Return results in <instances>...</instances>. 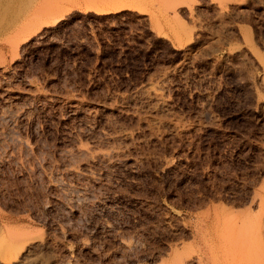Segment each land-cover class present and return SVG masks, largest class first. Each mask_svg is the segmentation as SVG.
Segmentation results:
<instances>
[{
  "label": "rangeland",
  "instance_id": "1",
  "mask_svg": "<svg viewBox=\"0 0 264 264\" xmlns=\"http://www.w3.org/2000/svg\"><path fill=\"white\" fill-rule=\"evenodd\" d=\"M216 1L0 0V264L264 247L257 222L235 242L264 221V95L231 57L264 43V0Z\"/></svg>",
  "mask_w": 264,
  "mask_h": 264
},
{
  "label": "bare ground",
  "instance_id": "2",
  "mask_svg": "<svg viewBox=\"0 0 264 264\" xmlns=\"http://www.w3.org/2000/svg\"><path fill=\"white\" fill-rule=\"evenodd\" d=\"M220 1V2H219ZM225 1V2H224ZM232 0H217L216 1V3L215 4H217V11H219V12H225L226 10H227V8H228V6L230 5V2H231ZM223 2L225 3L224 5H223ZM238 4V3H237ZM237 4H232L231 3V6L233 5H237ZM215 6V5H214ZM232 6V7H233ZM232 7H230L229 6V8L228 9H230V8H232ZM190 9H191V7H189ZM192 10V9H191ZM232 9H230V10H228V12L229 11H231ZM193 11V10H192ZM191 11V12H192ZM233 11V10H232ZM226 13V12H225ZM192 14V13H191ZM222 14V13H221ZM196 15V14H195ZM189 16H191L190 14H189ZM227 31V30H226ZM191 34V33H190ZM189 36V35H188ZM246 36V35H245ZM191 37V38H190ZM190 37H189V39L187 40V42H188V46L189 47H192V46H194V41L192 40L193 38H192V36L190 35ZM195 40V39H194ZM253 40H248L246 37L244 38L243 37V41H242V43H241V45H239L238 47H237V49L235 48V50L233 49L232 50V53H231V57L234 59V60H236V61H239V62H243V64H247V65H249V66H252L254 69H255V71H256V76H257V79H258V81L260 82V85L259 86H261L260 88H262L261 89V91L263 90V95H264V43L263 42H258V45L257 46H255L254 44L255 43H253L252 42ZM229 55H230V53H229ZM230 58V57H229ZM231 59V58H230ZM232 59V60H233ZM244 66V65H243ZM245 67V66H244ZM249 69V68H248ZM255 75V74H254ZM253 77V76H252ZM261 94V95H262ZM260 95V94H259ZM262 95V96H263ZM261 104V107H262V109H263V111H264V100L262 101V102H260ZM264 113V112H263ZM82 147V146H81ZM81 147H77V151L80 153V151H82V150H84V149H81ZM82 148H84V147H82ZM85 151V150H84ZM83 152V151H82ZM108 153V152H107ZM100 154V153H99ZM101 154H102V152H101ZM100 154V155H101ZM104 154V153H103ZM105 155V154H104ZM104 155H101V157L102 156H104ZM107 156H109L108 154H106ZM98 156V155H97ZM71 168V167H70ZM69 168V169H70ZM74 172H76V171H74ZM78 172V171H77ZM68 173V172H67ZM73 174V173H72ZM77 175H78V173H76ZM74 175H75V173H74ZM261 188H263V184L261 185ZM255 193V192H254ZM253 193V198H251V200L252 201H254L256 198L258 199V201L259 200H261V195L259 194V192L258 191H256V193L254 194ZM257 201V200H256ZM255 201V202H256ZM264 220V219H263ZM261 220H257V221H254V222H252L251 224H248V223H246V222H243V223H241V227H240V230H239V232H238V236L236 237V241L235 242H237V241H242L241 240V238L243 237V235H244V233L246 232V230L248 229L249 230V228L251 227V226H253L256 222L258 223L257 225L261 228V231L264 229V221H261ZM260 231V232H261ZM248 232V231H247ZM246 232V233H247ZM245 233V234H246ZM260 236L262 237V235L260 234ZM260 237V238H261ZM262 239V238H261ZM260 241H262L263 243H264V241L263 240H260ZM243 242H244V250H243V255L242 256H240L239 258H232V260H230V262L232 263V264H246L247 262H249V261H252V259L250 260L249 258L250 257H252V255H254L252 258H256V259H259V260H256L257 262L258 261H261L260 262V264H264V255H263V259H262V257H260V256H262V254L263 253H258V252H260V251H262V252H264L263 250H264V247L262 246V245H260V247L261 248H263V249H261V248H259V249H257L258 248V245H256L255 243H252V242H250V243H248V241H247V239L244 237L243 238ZM44 245V244H43ZM242 246V245H241ZM257 250V251H256ZM259 250V251H258ZM256 252V253H255ZM259 255H258V254ZM256 255V256H255ZM227 257V256H226ZM261 259H260V258ZM254 258V259H255ZM247 259L249 260V261H247ZM263 260V261H262ZM34 261V260H33ZM247 261V262H246ZM29 262H31V260H29ZM39 262V261H38ZM257 262H255L254 261V263L253 264H259V262L257 263ZM37 263V262H36ZM35 262L34 263H29V264H36ZM249 263H252V262H249ZM37 264H39V263H37ZM181 264H182V262H181Z\"/></svg>",
  "mask_w": 264,
  "mask_h": 264
}]
</instances>
